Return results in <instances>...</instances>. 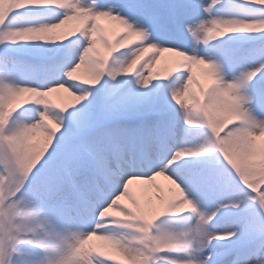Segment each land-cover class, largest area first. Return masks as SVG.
<instances>
[{
    "label": "snow or ice",
    "instance_id": "obj_1",
    "mask_svg": "<svg viewBox=\"0 0 264 264\" xmlns=\"http://www.w3.org/2000/svg\"><path fill=\"white\" fill-rule=\"evenodd\" d=\"M0 264H264V0H0Z\"/></svg>",
    "mask_w": 264,
    "mask_h": 264
},
{
    "label": "bare ground",
    "instance_id": "obj_2",
    "mask_svg": "<svg viewBox=\"0 0 264 264\" xmlns=\"http://www.w3.org/2000/svg\"><path fill=\"white\" fill-rule=\"evenodd\" d=\"M170 57H171V56H169V57L166 56L165 59H168V58H170ZM78 74H80L81 76H83V75H84L83 70L81 69L80 72H79ZM54 94H56L57 97L60 99L61 95L65 94V93L57 92V93H54ZM158 180H159V179H158ZM133 187H134V188H139V187L148 188L147 185H140L139 182L135 183V184L133 185ZM148 190L151 191V189H148ZM97 243H101V242H97Z\"/></svg>",
    "mask_w": 264,
    "mask_h": 264
}]
</instances>
